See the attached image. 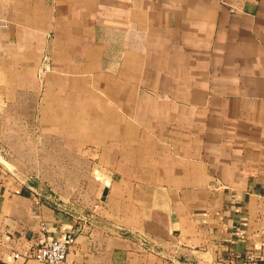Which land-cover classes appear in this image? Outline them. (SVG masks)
Segmentation results:
<instances>
[{"label":"crops","instance_id":"0c3cea01","mask_svg":"<svg viewBox=\"0 0 264 264\" xmlns=\"http://www.w3.org/2000/svg\"><path fill=\"white\" fill-rule=\"evenodd\" d=\"M20 91L83 149L97 220L0 178V264L72 231L64 264H264V0H0Z\"/></svg>","mask_w":264,"mask_h":264},{"label":"rangeland","instance_id":"374dc122","mask_svg":"<svg viewBox=\"0 0 264 264\" xmlns=\"http://www.w3.org/2000/svg\"><path fill=\"white\" fill-rule=\"evenodd\" d=\"M40 96L20 91L0 104V178L30 182L34 193L53 199L65 213H92L84 209L93 191L88 185L93 169L77 142L40 126Z\"/></svg>","mask_w":264,"mask_h":264},{"label":"built area","instance_id":"2783aa9c","mask_svg":"<svg viewBox=\"0 0 264 264\" xmlns=\"http://www.w3.org/2000/svg\"><path fill=\"white\" fill-rule=\"evenodd\" d=\"M97 206L98 205H96L95 208H97ZM70 215L76 221L82 222V224L86 226L95 224L97 220L95 211H92V213H79L76 215L70 213ZM75 238V232L72 231L63 240L46 239L30 251L26 252L24 256L27 258H33L42 264H64L71 247L75 243ZM18 255V253H15V257H18ZM259 259L264 262V255H261Z\"/></svg>","mask_w":264,"mask_h":264}]
</instances>
